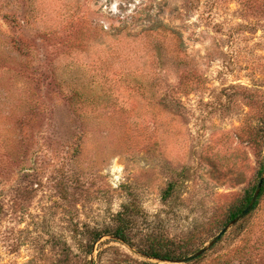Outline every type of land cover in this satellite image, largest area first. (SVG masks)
Returning <instances> with one entry per match:
<instances>
[{
  "label": "rangeland",
  "instance_id": "rangeland-1",
  "mask_svg": "<svg viewBox=\"0 0 264 264\" xmlns=\"http://www.w3.org/2000/svg\"><path fill=\"white\" fill-rule=\"evenodd\" d=\"M263 110L264 0H0V264H264Z\"/></svg>",
  "mask_w": 264,
  "mask_h": 264
},
{
  "label": "trees",
  "instance_id": "trees-1",
  "mask_svg": "<svg viewBox=\"0 0 264 264\" xmlns=\"http://www.w3.org/2000/svg\"><path fill=\"white\" fill-rule=\"evenodd\" d=\"M261 120L260 125H258V129L257 131H254L253 133L250 134V136L248 137L250 139V141L252 143L255 144H259L258 148L259 151L262 148V143L264 141V110L261 113V115L259 117H257ZM259 139V141H258ZM263 167L261 169H259V172L262 173ZM257 186V185H256ZM174 189V185L170 184L168 185L167 189L164 191V195L163 198L167 199L170 194L171 191ZM256 189V187H255ZM255 189L253 188V192L252 190H247L246 193L243 195L242 199L239 201V203L237 204L236 207H234L233 209H231L229 211V213L227 214L224 223L227 221L229 222L230 220H232L234 217H236L250 202L252 195L255 191ZM262 188L260 190V193L258 195V197L256 198L255 203L253 204V206L251 207V209L249 210V212L251 210L254 209V207L256 206V204L258 203V198L259 196L262 194ZM117 220H118V225L113 229L112 233H109V231L107 232H98V231H91V241L90 243H88L87 247L90 248L89 249V254L91 252L92 246L93 244L98 240V238L104 234H111L114 238H116L117 240L121 241L122 243L128 244V245H132L130 237H129V233H128V227L129 225L127 224L128 222L124 221V213H119L117 214ZM226 222V223H227ZM143 255L147 258H152V259H156L159 261H171V260H175L176 258H173L171 255H169V253H165V252H160V250H158L156 247L151 246L150 249L142 251Z\"/></svg>",
  "mask_w": 264,
  "mask_h": 264
},
{
  "label": "water",
  "instance_id": "water-1",
  "mask_svg": "<svg viewBox=\"0 0 264 264\" xmlns=\"http://www.w3.org/2000/svg\"><path fill=\"white\" fill-rule=\"evenodd\" d=\"M262 182H263V177H260L256 189L252 195V198L250 200V202L248 203V205L236 216L234 217L232 220H230L210 241L209 243L202 247L201 249H199L198 251H196L195 253H193L192 255H189L187 257L184 258H179V259H175V260H171L169 262H174V263H186L188 261H191L193 259H195L196 257L200 256L201 254H203L209 247H211L212 245H214L219 239L220 237L230 228L232 227L235 223H237L239 220H241L251 209V207L253 206V204L256 201V198L260 192L261 186H262ZM117 240V239H115ZM167 261V260H166Z\"/></svg>",
  "mask_w": 264,
  "mask_h": 264
}]
</instances>
